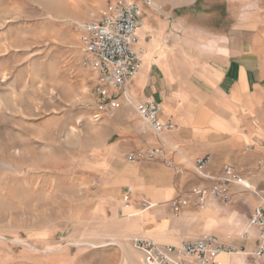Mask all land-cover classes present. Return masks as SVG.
<instances>
[{"label": "rangeland", "instance_id": "1", "mask_svg": "<svg viewBox=\"0 0 264 264\" xmlns=\"http://www.w3.org/2000/svg\"><path fill=\"white\" fill-rule=\"evenodd\" d=\"M118 1L124 0H0V264L141 263L132 239L149 236L135 234L124 185L102 184L101 177L112 176L121 144L150 141L118 113L97 119V77L84 65L86 53L73 27L74 20L101 19ZM233 3L234 13L224 8L218 20L212 14L196 18L225 24L226 14L232 22L243 21L244 14V20L264 23V0ZM257 116V110L239 109L234 126L246 131V123L252 125L244 148L253 147L243 155H256L250 176L253 184H264V163L255 164L264 155V124ZM189 209L195 225H183L188 234L231 239L243 250L234 253L233 264L260 263L250 253L258 229L247 234L243 228L252 212L246 195L230 202L214 197L205 208ZM170 217L177 223L172 212Z\"/></svg>", "mask_w": 264, "mask_h": 264}, {"label": "crops", "instance_id": "2", "mask_svg": "<svg viewBox=\"0 0 264 264\" xmlns=\"http://www.w3.org/2000/svg\"><path fill=\"white\" fill-rule=\"evenodd\" d=\"M133 1L141 5L142 24L134 45L141 57V65L129 80L128 93L135 101L152 97L162 107L161 120L170 119L174 126L164 132V142L138 115L134 104L115 89L117 104L113 117L118 113L123 124L132 119L134 123L128 120L130 125L146 131L150 143L136 140L121 144L112 176L103 171L101 183L124 185L122 198L125 208L134 210L130 214L135 217V234H145L162 244H179L196 237L183 227L195 225L189 209L193 206H186L179 216L174 215L178 217L175 223L170 217V201L178 193L198 184L215 183L196 171L197 158L211 154L206 168L212 176L220 178L224 176L225 168L232 166L252 188L264 192V184H253L255 181L250 176L254 173L252 165L256 155H243L253 147L248 144L244 148L252 125L247 122L246 131L234 126L235 112L239 109L246 113L257 110L258 122L264 124V23L244 20V14L241 22H232L233 16L227 14L225 19H229V23L198 22L196 17L199 15L212 14V20H218L224 8L226 12L234 13L233 0H153L152 4L145 0ZM212 5L211 11L205 10ZM246 10L250 12L251 8L243 9ZM220 124L222 126H218ZM133 128H129L130 131ZM163 144L168 157L176 163L173 167L161 160H128L130 152ZM173 147L179 151H172ZM262 159L264 155L256 161V167L263 165ZM222 183L227 184L236 199L246 195L253 212L259 203L258 195L242 182ZM187 184L196 185L186 188L190 186ZM213 198L210 197L208 202ZM145 202L151 205L147 206ZM243 228L247 230L245 226ZM138 250L142 254L140 264H145L144 254ZM234 255L223 252L218 259L233 264L237 260ZM238 264L252 263L240 260ZM258 264H264V258H260Z\"/></svg>", "mask_w": 264, "mask_h": 264}, {"label": "built area", "instance_id": "3", "mask_svg": "<svg viewBox=\"0 0 264 264\" xmlns=\"http://www.w3.org/2000/svg\"><path fill=\"white\" fill-rule=\"evenodd\" d=\"M152 4L153 0H145ZM141 5L133 0L118 1L113 9L97 21L74 20L73 27L80 36L86 58L84 65L91 68L97 77L96 89L100 95L102 111L96 115L99 121L105 117H113L116 109L119 89L126 100L134 104L138 115L151 127L157 137L166 142L164 132L173 128L174 123L168 119L162 121L161 105L152 97L135 101L128 93L130 78L139 70L141 57L135 50L138 38V28L142 24L140 19ZM172 151L178 152L177 147ZM211 154L196 159L194 168L203 177L214 180L213 184H198L193 188L178 193L170 201V210L173 215L179 216L186 206L204 208L210 197H217L225 202L235 198L227 184L222 182H242L259 197V203L254 208L247 228L256 227L258 237L256 247L250 252L256 258H264V192L252 188L246 183L232 166H227L224 176H212L206 166ZM161 160L168 166L176 163L168 157V151L163 144L149 147L138 152H130L128 160ZM264 163V159L261 160ZM181 169V168H180ZM145 205H151L145 202ZM133 245L144 254L145 264H229L221 262L218 257L223 252L229 254L241 253L242 249L224 242L216 234L204 232L194 238H188L179 244H162L155 240L134 236Z\"/></svg>", "mask_w": 264, "mask_h": 264}]
</instances>
